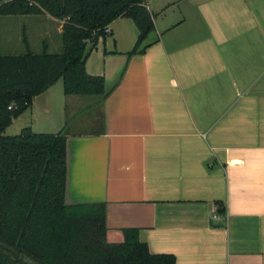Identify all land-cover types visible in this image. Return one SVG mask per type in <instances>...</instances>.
<instances>
[{"label": "crops", "instance_id": "0c3cea01", "mask_svg": "<svg viewBox=\"0 0 264 264\" xmlns=\"http://www.w3.org/2000/svg\"><path fill=\"white\" fill-rule=\"evenodd\" d=\"M146 4L143 53L127 17L88 46L104 95L58 81L13 123L66 137V202L104 206L110 241L131 228L176 264H264V0Z\"/></svg>", "mask_w": 264, "mask_h": 264}, {"label": "trees", "instance_id": "16d2710c", "mask_svg": "<svg viewBox=\"0 0 264 264\" xmlns=\"http://www.w3.org/2000/svg\"><path fill=\"white\" fill-rule=\"evenodd\" d=\"M42 14L64 21L62 52L47 47L42 53L0 52V264H176L173 255L153 254L137 229H124L123 241H110L104 206L67 204L63 134L36 133L31 127L18 135L6 132L60 80L68 95H104V77L86 69L88 46L106 39V28L127 17L139 30L130 55L143 53L155 30L146 0L0 3V18ZM12 104L16 107L9 109Z\"/></svg>", "mask_w": 264, "mask_h": 264}, {"label": "rangeland", "instance_id": "374dc122", "mask_svg": "<svg viewBox=\"0 0 264 264\" xmlns=\"http://www.w3.org/2000/svg\"><path fill=\"white\" fill-rule=\"evenodd\" d=\"M10 0H0V3ZM38 15H6L0 18L1 54H24L29 48L42 53L47 44L51 53L63 51L62 35H57L53 27L40 23ZM60 82H63L60 80ZM24 119L12 123L7 134L21 133Z\"/></svg>", "mask_w": 264, "mask_h": 264}, {"label": "built area", "instance_id": "2783aa9c", "mask_svg": "<svg viewBox=\"0 0 264 264\" xmlns=\"http://www.w3.org/2000/svg\"><path fill=\"white\" fill-rule=\"evenodd\" d=\"M106 32L108 33V34H110L111 32H112V29H111V25L110 26H108L107 28H106ZM16 106L15 105H10L9 106V109H13V108H15ZM214 219L215 220H217V219H219L220 217H219V214H218V212H217V209L214 211Z\"/></svg>", "mask_w": 264, "mask_h": 264}]
</instances>
